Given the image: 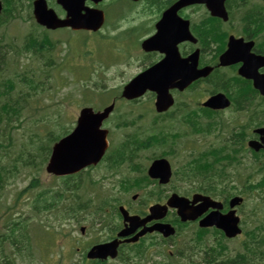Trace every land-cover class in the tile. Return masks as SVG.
Returning a JSON list of instances; mask_svg holds the SVG:
<instances>
[{
    "label": "rangeland",
    "instance_id": "1",
    "mask_svg": "<svg viewBox=\"0 0 264 264\" xmlns=\"http://www.w3.org/2000/svg\"><path fill=\"white\" fill-rule=\"evenodd\" d=\"M48 3L51 8L61 13L56 0H48ZM124 6H127L125 0H116L107 4L109 13L104 29V36L102 34L92 35L85 32H72L69 29H61L55 32L50 31L51 35L49 37L52 40H56L58 51L61 53L60 58H56L55 53H52L53 59L58 63L56 70L40 73L42 68L43 71L47 69L44 65L47 63V60L40 59L39 56L35 55L23 56L19 58L18 62L16 61L18 64V76H24L23 70L25 69L27 74L34 77L36 81L41 80L45 83L46 88H39L37 92L30 94L28 98L29 104L23 102L24 91L28 88L20 79L15 77L16 69L13 66L14 64L7 69L3 68L0 85L9 76L11 78L14 77L16 85L14 98H20L23 108L19 121L13 123V125L0 126V143L8 144L10 147L8 150L9 157L4 156V151L0 148V159L2 161L9 163L19 156H22V160L25 161L28 153H31L34 157L37 153L36 150L46 144L49 138L48 132L55 131V128L58 127L57 125L64 123H66L65 130H67L70 123L74 120V115L79 114L84 106L101 108L108 101L121 98L123 86L131 82L135 76L129 77V75H126L124 79L128 80L120 87L121 82L125 80L118 77V72L120 68H123L129 50L137 47V44H139L138 39L141 36V33H136L133 28L127 27L121 31L116 28L118 22L116 14L123 12L124 9L122 8ZM30 13L32 14V8L31 10H25L21 18H17L0 28V61L4 60L10 63L12 59L10 51L16 46L23 47L26 38L30 34H35L39 38L40 36L42 37L43 30L36 28L35 21L27 19ZM117 48H120V52L117 51ZM46 55L48 57L51 56L49 54ZM132 56V66H127L129 73L136 70V67L139 65L136 54L132 53ZM110 66L119 67V69L108 68ZM48 75L51 77L50 80ZM89 75L90 82L86 84ZM117 87H120L118 88L119 90ZM109 91L110 93H108ZM100 93L102 94L98 95ZM149 98H152V96L146 95L137 104H134L139 105L141 102L144 103L138 106L139 110L137 106L131 104L125 106L119 105L120 108L117 107L118 110L109 122L110 126L114 128L115 143L120 144L126 135L134 133L140 134L141 139H145L151 132L153 124L149 122L150 116H144L142 113L148 112L149 115H152L154 112L153 103L147 102ZM31 102L32 105H30ZM123 121L130 124L128 129L115 128L118 123ZM159 125H164L163 120L159 122ZM56 135L59 136L58 134ZM191 139L189 138L187 142H192ZM53 143L54 140L49 142L48 149L51 148ZM183 160L182 158L174 160L175 170L180 168ZM36 162V165L26 164L27 168L20 166L18 177L14 180L12 186H9L7 189V203L0 202V231L1 229L5 231L6 218L12 213L16 214L15 216H20V213L24 214L25 217H21L22 221L28 220L29 217L33 219L37 210L41 213L42 202L46 203V200L43 201V192L52 190L54 186L62 185L61 180H55L51 175L47 174L45 170L46 163L42 167L40 161ZM252 171L253 169H251ZM249 172L243 168L235 171L233 169L229 170L230 175L234 174L235 176L234 180L238 186L236 190L239 188L245 190L244 185L246 184ZM35 176L39 182L36 184L37 188L27 190L31 179ZM176 186L182 191L186 190H183V187L190 190L189 183L188 185L183 184V181L179 180L178 175L173 185L167 189H173ZM131 196L132 194L125 198L124 201L131 204ZM148 202L150 201L143 198L138 203L145 205ZM243 216L247 227L251 230L258 224L264 223V196L262 193L259 195L258 191H254L248 194V201L243 210ZM40 218L45 223L57 224L58 226H64V228L60 231L62 227L55 229L49 227L55 235L52 236V241L55 243L49 253L43 256L33 243V231L31 227L29 234L32 246L31 251H34V253H29V251L24 252L23 255L27 256L25 259L22 256L14 257L16 264H83L81 256L75 252L76 249L75 251L73 250V246L77 244L75 239L83 241L90 239L82 238L79 227L81 225L92 226V222L97 216L95 217L90 214V217H86L80 225L66 219L67 216H64V211H53L52 215L41 213ZM31 222L35 221L25 223L31 224ZM105 235L106 233L99 234L96 232L91 238H103ZM69 238L73 239V242H67ZM38 241L42 248V253L47 251L44 249V245L46 242H49V239L42 234H38Z\"/></svg>",
    "mask_w": 264,
    "mask_h": 264
},
{
    "label": "flooded vegetation",
    "instance_id": "2",
    "mask_svg": "<svg viewBox=\"0 0 264 264\" xmlns=\"http://www.w3.org/2000/svg\"><path fill=\"white\" fill-rule=\"evenodd\" d=\"M127 3L130 5L128 11L132 10L134 15L133 26L147 38L156 33L158 22L166 18L173 40L178 42L180 76H185L188 71L211 70L209 75L200 77L183 92L178 94L173 90L172 93L175 96L178 94L179 101L183 103L182 107L193 112L200 123L203 119L202 110H208L203 104L215 95H224L230 106L227 109L214 110L212 113L215 146L228 139L229 144L226 146L231 150L229 159L241 161L240 165L253 169L256 174L252 179H257L259 185H264V0H127ZM226 52L229 55L222 64L221 57ZM145 54L154 56V62L150 63V66L165 57V54L158 51ZM220 118L226 120L228 128L234 129L228 138L224 137L225 124L220 122ZM250 142L256 143L253 144L255 148L249 145ZM151 148L152 146H131L127 149H133L131 152L136 153V158L140 159L142 151ZM168 155L169 152L165 154ZM163 156L151 155L150 159L155 160ZM130 185L138 187L137 182ZM147 194L149 196L150 192ZM170 194L167 186H161L159 196L162 204L166 203ZM185 196L192 198L189 194ZM215 197L223 201L222 213L226 214L229 211L230 197ZM240 208L238 214L241 217ZM211 211L212 209L201 218ZM132 214L145 217L148 212L145 209H135ZM199 221L200 219L182 223L176 212L170 211L162 222L172 224L176 228L174 237L163 238L158 233L146 235L137 244L123 243L116 259H87L86 263L213 264L226 257L227 260L233 259V241L240 238L246 239L242 243L244 249L247 246L250 248L251 243L264 248V241L250 242V228L245 223L241 237L228 239L217 227L200 228ZM154 223H149L148 226ZM98 226L106 229L104 227H109V223L103 225L104 227L101 224ZM191 227L196 228L193 236L185 231ZM122 229L123 223H119L111 237L99 243H90L86 253L96 244L116 239ZM154 236L159 237V242H151L141 253L132 248L138 244L142 245L141 248L146 247V240ZM207 238L213 239L216 247H208L204 251L197 249V242H204ZM213 254L215 255L212 256Z\"/></svg>",
    "mask_w": 264,
    "mask_h": 264
},
{
    "label": "water",
    "instance_id": "3",
    "mask_svg": "<svg viewBox=\"0 0 264 264\" xmlns=\"http://www.w3.org/2000/svg\"><path fill=\"white\" fill-rule=\"evenodd\" d=\"M86 0H58L59 4L67 11L66 19H59L52 9H48L46 0H37L35 2L34 15L38 23L49 29L61 27H71L73 30H93L97 31L103 24V15L99 10L88 9L84 6ZM98 3L100 0H94ZM3 7L0 3V12ZM85 11V13H83ZM158 42L161 34L157 37ZM169 72L164 68V62L159 66L150 69L134 79L124 90L123 96L127 99H135L143 96L148 90L157 93L156 108L159 112L166 111L172 104L173 99L169 90L174 87L184 89L187 84L169 83L167 80ZM185 82V81H184ZM180 85V86H179ZM113 110V106L107 108L104 113L94 114L91 109H84L79 119L78 127L69 137L56 144L53 155L50 160L48 171L57 175H65L79 171L86 164L99 159L107 146L106 131L100 130L102 121L108 117ZM166 162V161H162ZM172 207H179V214L187 218H195L198 211L190 212L184 205L176 202V199L170 201ZM155 211L160 207L155 206ZM228 218V217H227ZM215 223L214 217L205 220L204 226H210ZM229 233L235 235L239 230L237 223H226ZM167 235L174 233L169 226L163 229Z\"/></svg>",
    "mask_w": 264,
    "mask_h": 264
},
{
    "label": "trees",
    "instance_id": "4",
    "mask_svg": "<svg viewBox=\"0 0 264 264\" xmlns=\"http://www.w3.org/2000/svg\"><path fill=\"white\" fill-rule=\"evenodd\" d=\"M4 2L6 4V9L4 11V15H2V17L0 18V27H2L3 25L5 26L12 20L20 17L19 15L24 8L23 0H4ZM41 48L42 47L39 45L36 39H30L27 47H24L23 49L17 46L14 47L13 50H15L13 51V55L15 58H17L23 53V51H27V53H37L42 51ZM23 80L27 85V92L31 94L32 92L35 93L38 91V87L35 85V83L33 84L26 78ZM11 84H13V82H11ZM9 88L10 90H12L14 88V85H11ZM15 176L16 174L13 168L5 166L0 162V194L5 193L6 188ZM252 253H254V255H257L254 249Z\"/></svg>",
    "mask_w": 264,
    "mask_h": 264
}]
</instances>
